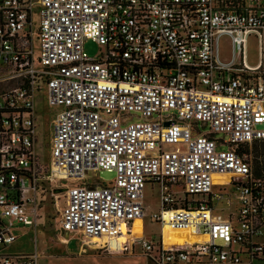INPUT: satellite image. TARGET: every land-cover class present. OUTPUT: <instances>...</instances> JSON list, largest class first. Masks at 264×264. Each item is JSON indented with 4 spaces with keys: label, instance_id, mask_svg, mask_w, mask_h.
I'll return each mask as SVG.
<instances>
[{
    "label": "built area",
    "instance_id": "obj_1",
    "mask_svg": "<svg viewBox=\"0 0 264 264\" xmlns=\"http://www.w3.org/2000/svg\"><path fill=\"white\" fill-rule=\"evenodd\" d=\"M87 40L104 51L88 57ZM38 94L55 109L46 162ZM258 141L264 0H0V264H37V251L8 248L14 225L37 227L41 187L53 181L72 182L59 229L86 246L124 254L137 243L153 264L264 261V177L238 152ZM101 171L113 180L86 183ZM147 183L158 186L156 212ZM147 214L157 242L134 235ZM163 229L189 239L165 241Z\"/></svg>",
    "mask_w": 264,
    "mask_h": 264
},
{
    "label": "rangeland",
    "instance_id": "obj_2",
    "mask_svg": "<svg viewBox=\"0 0 264 264\" xmlns=\"http://www.w3.org/2000/svg\"><path fill=\"white\" fill-rule=\"evenodd\" d=\"M83 50L88 57L92 58L98 56L100 52L104 51V48L91 40H87L83 44ZM218 54L221 59L230 57V44L225 36L218 40ZM245 60L249 66H253L257 63V42L256 38L252 35L245 43ZM35 109L38 139L36 150L40 156V160L46 162L48 159L51 132L50 125L55 109L45 106L41 94L36 96ZM238 150L240 154L249 155L248 157H250L251 168L255 177H264V142H253L249 146H243ZM86 177V183L88 184L94 183L95 181L107 184L109 181L113 180L114 173L101 171L95 175L88 173ZM71 183V181L61 183L56 181L51 183L44 182L38 196L37 227H23L20 224L14 225L19 235V239L16 243L18 250L19 247L23 245L25 246L24 251L41 252L42 254L37 260L38 264H145L142 259H138V257L135 256L123 258L111 254L97 259L95 258L96 254H94V250L89 249V244L87 246L84 245L82 237L78 235L74 236L70 234L68 238L69 242H67L69 244H60V238L65 236L64 233L59 230L58 221L60 211L64 205V189L66 185ZM173 190L177 193H181L180 187L174 186ZM144 193L147 213L156 212L159 204L158 186L156 184L147 183L145 184ZM183 196V193H181L180 197ZM152 222L150 216H146L143 221L139 222L138 236L142 233L156 231L159 225ZM82 246L86 249V254H78L79 248ZM241 260L244 262L246 259L244 256H241ZM243 264H264V261L252 263L245 262Z\"/></svg>",
    "mask_w": 264,
    "mask_h": 264
},
{
    "label": "crops",
    "instance_id": "obj_3",
    "mask_svg": "<svg viewBox=\"0 0 264 264\" xmlns=\"http://www.w3.org/2000/svg\"><path fill=\"white\" fill-rule=\"evenodd\" d=\"M221 37H224V36H221ZM220 37V38H221ZM220 57V56H219ZM144 192H145V188H144ZM144 196H145V193H144ZM146 208H147V206H146ZM157 208H158V206H157ZM148 216V215H147ZM146 217V216H145ZM144 217V218H145ZM144 218L141 220V221H143L144 220ZM141 221H139V222H141ZM138 222V223H139ZM152 223H155V224H157L156 222H152ZM138 228H139V225H138V227H137V231H136V233H134V235H135V237H138V238H140V237H144L145 239H147V240H149V241H152V242H157L158 240H159V238H160V227L158 226V228H157V230L156 231H151L150 233H142L140 236H138ZM60 230V229H59ZM62 233H64V236L65 237H61L60 238V244H64V245H68L69 243H67V242H69L68 241V238H69V235L70 234H72V235H74V236H76V235H78V236H81V234H79V233H66V232H62ZM16 234H17V239H16V241L14 242V243H12L10 246H9V248H8V250L10 251V252H23V253H28V251H24L25 249H24V247L25 246H23V245H21L20 247H19V250H18V248L16 247V243H17V241H18V239H19V235H18V232H16ZM66 240V241H65ZM64 241V242H63ZM93 242V241H92ZM15 244V245H14ZM14 245V246H13ZM100 244L98 243V242H93L92 244H89L88 245V247H89V249H93L94 250V254H96V256H95V258H97V259H101L102 257H104L105 255H117V256H120V257H123V258H127V257H138V259H142V261L145 263V264H149L150 262L147 260V258L146 257H144L142 254H141V248H140V246L137 244V243H132L131 244V246L129 247V250H128V253H124V254H122V253H115V252H112V251H101L100 249H99V246ZM14 248H17V249H14ZM30 251V250H29ZM39 251V250H38ZM96 251V252H95ZM30 252H32V251H30ZM129 252H131V253H129ZM87 253V251H86V249L82 246V247H80L79 248V253L78 254H86ZM41 252L39 253V256H41ZM37 264H38V262H37Z\"/></svg>",
    "mask_w": 264,
    "mask_h": 264
},
{
    "label": "bare ground",
    "instance_id": "obj_4",
    "mask_svg": "<svg viewBox=\"0 0 264 264\" xmlns=\"http://www.w3.org/2000/svg\"><path fill=\"white\" fill-rule=\"evenodd\" d=\"M225 178L222 177V176L221 177L220 176H213L214 181H217V180L223 181V180H225ZM163 233H164V240L165 241H167V240H171V241H173V240H181L182 238L185 239V240L189 239L188 234L186 232H178V231H176V232H168V231H166V229H163ZM92 241L93 240H91L90 242H92Z\"/></svg>",
    "mask_w": 264,
    "mask_h": 264
},
{
    "label": "trees",
    "instance_id": "obj_5",
    "mask_svg": "<svg viewBox=\"0 0 264 264\" xmlns=\"http://www.w3.org/2000/svg\"><path fill=\"white\" fill-rule=\"evenodd\" d=\"M258 142H264V141H258ZM239 151V150H238ZM40 157V156H39ZM104 184V183H103Z\"/></svg>",
    "mask_w": 264,
    "mask_h": 264
}]
</instances>
